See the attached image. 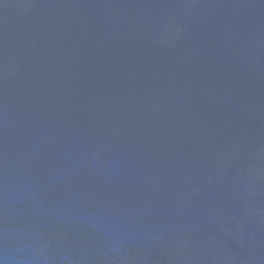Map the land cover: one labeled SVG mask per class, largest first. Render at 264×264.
<instances>
[{"label":"water","instance_id":"1","mask_svg":"<svg viewBox=\"0 0 264 264\" xmlns=\"http://www.w3.org/2000/svg\"><path fill=\"white\" fill-rule=\"evenodd\" d=\"M0 264H264V0H0Z\"/></svg>","mask_w":264,"mask_h":264}]
</instances>
